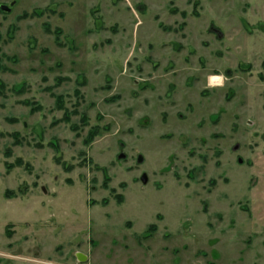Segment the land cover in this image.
I'll return each instance as SVG.
<instances>
[{
  "label": "rangeland",
  "instance_id": "1",
  "mask_svg": "<svg viewBox=\"0 0 264 264\" xmlns=\"http://www.w3.org/2000/svg\"><path fill=\"white\" fill-rule=\"evenodd\" d=\"M0 264H264V0H0Z\"/></svg>",
  "mask_w": 264,
  "mask_h": 264
},
{
  "label": "trees",
  "instance_id": "2",
  "mask_svg": "<svg viewBox=\"0 0 264 264\" xmlns=\"http://www.w3.org/2000/svg\"><path fill=\"white\" fill-rule=\"evenodd\" d=\"M172 2H173V1H172ZM198 4H199V3H196V4H195V8L197 7ZM173 12L177 13L178 11H177V10H173ZM194 14L198 16V13H197L196 11H194ZM182 16H183V17H186L187 15H186L185 12H182ZM160 27H161V28L164 27V28L167 30V28H166L163 24H161V23H160ZM244 67H245V65L241 64L239 68H240L241 70H244ZM58 100H59V98H58ZM73 129L76 130V131L78 130L77 127H73ZM97 134H98V129L96 128L95 130L91 131V133L89 134V139H87L88 141H86V142H89V141L93 140V138H94ZM21 162H22V161H20V162H18V163L21 164ZM119 203H122V197H119ZM103 204L106 205V201L103 202ZM152 229H154V227H153Z\"/></svg>",
  "mask_w": 264,
  "mask_h": 264
},
{
  "label": "water",
  "instance_id": "3",
  "mask_svg": "<svg viewBox=\"0 0 264 264\" xmlns=\"http://www.w3.org/2000/svg\"><path fill=\"white\" fill-rule=\"evenodd\" d=\"M2 10H3L5 13H8V12L10 11V9L7 8L6 6H3V7H2ZM78 258L82 261L83 258H84V256H83L81 253H79V254H78Z\"/></svg>",
  "mask_w": 264,
  "mask_h": 264
},
{
  "label": "flooded vegetation",
  "instance_id": "4",
  "mask_svg": "<svg viewBox=\"0 0 264 264\" xmlns=\"http://www.w3.org/2000/svg\"><path fill=\"white\" fill-rule=\"evenodd\" d=\"M209 82H210V80H209ZM210 85H212V86H214V85H218V84H211V82H210ZM124 156L121 154L120 155V158L122 159Z\"/></svg>",
  "mask_w": 264,
  "mask_h": 264
},
{
  "label": "clouds",
  "instance_id": "5",
  "mask_svg": "<svg viewBox=\"0 0 264 264\" xmlns=\"http://www.w3.org/2000/svg\"><path fill=\"white\" fill-rule=\"evenodd\" d=\"M212 80H216V79H218V78H216V77H213V78H211Z\"/></svg>",
  "mask_w": 264,
  "mask_h": 264
}]
</instances>
